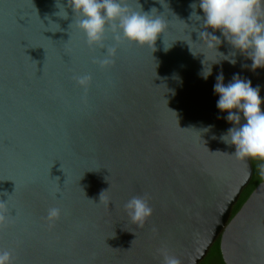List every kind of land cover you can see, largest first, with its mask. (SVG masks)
<instances>
[{"label":"water","instance_id":"95a60500","mask_svg":"<svg viewBox=\"0 0 264 264\" xmlns=\"http://www.w3.org/2000/svg\"><path fill=\"white\" fill-rule=\"evenodd\" d=\"M57 2L0 0V249L14 264H201L219 241L223 264H264V181L232 217L253 172L221 140L232 125L213 92L218 74H239L264 99V69L223 60L235 50L219 31L220 53L207 46L198 0H126L167 22L168 51L162 38L117 44L111 29L90 47ZM132 197L153 210L143 227Z\"/></svg>","mask_w":264,"mask_h":264},{"label":"clouds","instance_id":"9594fccd","mask_svg":"<svg viewBox=\"0 0 264 264\" xmlns=\"http://www.w3.org/2000/svg\"><path fill=\"white\" fill-rule=\"evenodd\" d=\"M56 7L59 9L56 15L64 19L68 18L67 9H71L75 24L85 35L90 47L101 46L106 30L111 29L117 44L126 41L156 50V41L162 38L164 51L171 48L164 44L168 24L161 16L153 15L154 8L150 12H145L142 8L140 11L132 10L126 0H67L66 7L58 0ZM190 7L193 9L191 17L196 16L206 29L203 35L209 38V48L218 51L222 41L215 32L219 31L235 50L229 55L218 51L225 57L223 60L235 65L237 61L234 57L239 52L252 61L253 71L264 69V0H198V4L193 3ZM197 7L202 16L196 13ZM115 55V47L107 49L100 67H110ZM209 75L211 69L207 73L205 70L202 72L204 79ZM90 79V76H80L77 77V83L86 86ZM213 92L219 97L216 102L218 111L226 113L225 120L232 125L221 136V140L234 146L233 155L238 159L264 162V99L261 98L260 87H253L251 80L241 78L239 74H234L232 80L225 84L221 72L216 77ZM124 207L130 221L139 227L144 226L153 212L147 199L143 197H132ZM60 217V208L48 209L47 220L50 227ZM5 221L6 217L0 213V225ZM0 264H14L13 253L0 249ZM164 264H181V261L164 253Z\"/></svg>","mask_w":264,"mask_h":264},{"label":"trees","instance_id":"16d2710c","mask_svg":"<svg viewBox=\"0 0 264 264\" xmlns=\"http://www.w3.org/2000/svg\"><path fill=\"white\" fill-rule=\"evenodd\" d=\"M252 166V179L246 189L240 195L237 204L232 210V217L239 211L241 206L247 200L249 195L254 191V189L264 181V162L260 160L250 159ZM201 264H223L220 251H219V241H217L210 249L208 255L203 260Z\"/></svg>","mask_w":264,"mask_h":264}]
</instances>
